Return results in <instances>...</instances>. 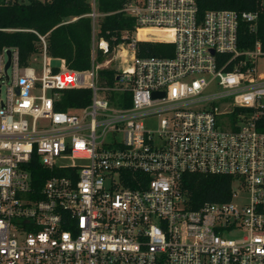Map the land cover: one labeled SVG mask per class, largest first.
<instances>
[{"label": "built area", "instance_id": "obj_1", "mask_svg": "<svg viewBox=\"0 0 264 264\" xmlns=\"http://www.w3.org/2000/svg\"><path fill=\"white\" fill-rule=\"evenodd\" d=\"M120 12L133 35L112 52L95 37L87 70L53 60L40 35L39 67L0 50V264H264V45H239L258 13L200 15L197 0ZM140 42L173 54L139 57ZM80 89L86 107L56 109ZM186 174L232 177L231 200L190 208Z\"/></svg>", "mask_w": 264, "mask_h": 264}, {"label": "trees", "instance_id": "obj_2", "mask_svg": "<svg viewBox=\"0 0 264 264\" xmlns=\"http://www.w3.org/2000/svg\"><path fill=\"white\" fill-rule=\"evenodd\" d=\"M131 0H95L96 12L101 16L96 25V40L104 39L112 52L122 42L124 33L133 35L135 18L120 12ZM200 15L209 10H236L258 13L255 31L247 22L241 24L239 45L251 49L257 41L264 45V0H197ZM94 8L89 0H0V50L17 48L20 64H32L36 54L43 51L39 35L45 37L46 52L53 60L64 59L71 70H87L92 63ZM75 19V20H74ZM138 56L164 57L173 54V45L153 42L138 43ZM104 55L99 51V60ZM114 81V71H103ZM92 93L87 89L60 92L56 109L72 112L86 107ZM30 170L35 183L45 169L34 161ZM232 177L186 174L182 184L189 198V207L196 208L204 202L231 200Z\"/></svg>", "mask_w": 264, "mask_h": 264}, {"label": "rangeland", "instance_id": "obj_3", "mask_svg": "<svg viewBox=\"0 0 264 264\" xmlns=\"http://www.w3.org/2000/svg\"><path fill=\"white\" fill-rule=\"evenodd\" d=\"M90 2H91V4H92V6L94 5V0H89ZM75 20V19H74ZM96 25H97V23L95 24V36H96ZM147 33H150V34H153V35H158V33L157 32H153V31H142V33H141V37H143L144 35H146ZM153 35H148L147 37L149 38V39H154V37L155 36H153ZM95 36H94V34H93V39H92V44L94 43V39H95ZM46 41V40H45ZM41 43H42V46H43V42L41 41ZM93 46V45H92ZM41 60H42V53H40V54H36L34 57H33V59H32V64L33 65H35L36 67H39L40 66V64H41ZM104 60V59H103ZM117 60L115 59V61H113V62H116ZM60 63L59 62H57V61H54L53 62V65L54 66H58ZM66 66H67V64H66ZM67 68H68V66H67ZM69 69V68H68ZM69 70H71V69H69ZM3 90H5V87H3Z\"/></svg>", "mask_w": 264, "mask_h": 264}, {"label": "water", "instance_id": "obj_4", "mask_svg": "<svg viewBox=\"0 0 264 264\" xmlns=\"http://www.w3.org/2000/svg\"><path fill=\"white\" fill-rule=\"evenodd\" d=\"M8 56H9V62L7 63V66H6V69H8L9 68V66H10V57H11V53L10 52H8Z\"/></svg>", "mask_w": 264, "mask_h": 264}, {"label": "bare ground", "instance_id": "obj_5", "mask_svg": "<svg viewBox=\"0 0 264 264\" xmlns=\"http://www.w3.org/2000/svg\"><path fill=\"white\" fill-rule=\"evenodd\" d=\"M144 31H150V30H144ZM154 32V31H153ZM141 33H142V31H140V37H141Z\"/></svg>", "mask_w": 264, "mask_h": 264}]
</instances>
